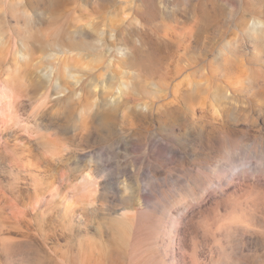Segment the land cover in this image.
<instances>
[{"label": "rangeland", "instance_id": "1", "mask_svg": "<svg viewBox=\"0 0 264 264\" xmlns=\"http://www.w3.org/2000/svg\"><path fill=\"white\" fill-rule=\"evenodd\" d=\"M0 101V264H264V0H0Z\"/></svg>", "mask_w": 264, "mask_h": 264}, {"label": "bare ground", "instance_id": "2", "mask_svg": "<svg viewBox=\"0 0 264 264\" xmlns=\"http://www.w3.org/2000/svg\"><path fill=\"white\" fill-rule=\"evenodd\" d=\"M12 88V87H11ZM14 88V87H13ZM12 88V90L11 89H9L10 91L6 94V92H5V96H6V98H7V100H6V98H4L6 101L4 102L5 104L4 105H6L7 104V108H8V106L9 105H11L13 102H14V97H15V94H16V92L14 91V89ZM4 105H1V101H0V113H2L4 110V108L3 107H5V109H6V106H4ZM88 173V172H87ZM81 177V176H80ZM96 184V180H95V178L93 177V176H91L90 174H87V175H82V179H81V182H80V184L79 185H77L76 186V189L78 190V191H84V190H86V189H88V188H90L91 186H94ZM129 214L128 213H124V214H122L121 215V220H123V221H125V220H127V219H129Z\"/></svg>", "mask_w": 264, "mask_h": 264}]
</instances>
